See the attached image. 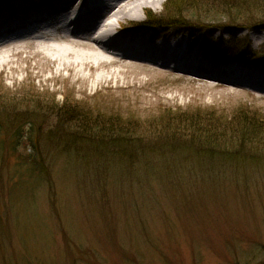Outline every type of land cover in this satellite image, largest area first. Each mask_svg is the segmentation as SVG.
I'll return each mask as SVG.
<instances>
[{
  "label": "rangeland",
  "instance_id": "obj_1",
  "mask_svg": "<svg viewBox=\"0 0 264 264\" xmlns=\"http://www.w3.org/2000/svg\"><path fill=\"white\" fill-rule=\"evenodd\" d=\"M36 1L0 0V8ZM168 1L121 24L145 23L150 11L170 16L175 9ZM196 1L177 4L215 9ZM57 6L47 12H58ZM212 20L195 28L207 30L198 45L235 34L264 54L263 25L235 32L225 20ZM162 28L157 41L180 35L169 24ZM205 55L214 69L221 63L215 53ZM0 57L10 61L0 65V93L15 98L18 108L17 114L0 112V264H264V141L240 143L234 133L242 108L264 118V93L132 61L85 67L81 78L59 71L31 41L1 47ZM99 73L111 79L97 84ZM10 102L0 98V107ZM63 105L88 106L91 120L101 113L141 124L167 112L196 114L210 120L218 149L165 144L142 136H150L146 126L127 131L132 139L101 140L97 132L80 138L76 121L59 114ZM191 134L180 135L201 141ZM24 137L35 142L34 157L20 144ZM249 152L259 153L251 158Z\"/></svg>",
  "mask_w": 264,
  "mask_h": 264
},
{
  "label": "bare ground",
  "instance_id": "obj_2",
  "mask_svg": "<svg viewBox=\"0 0 264 264\" xmlns=\"http://www.w3.org/2000/svg\"><path fill=\"white\" fill-rule=\"evenodd\" d=\"M165 0H38L29 5L17 4L4 17L19 14L21 20L0 29V48L22 46L27 41L43 49L60 69L83 75V68L98 69L124 61L138 62L150 70L180 72L201 80L236 87H249L264 93V68L219 66L188 54L177 41H153L144 34L131 35L130 42L121 40L125 32L121 22L136 17L151 6L161 7ZM57 4V11L49 9ZM37 12V13H34ZM12 35V36H11ZM53 40V42H50ZM64 41V43H61ZM0 57V65L7 64ZM83 65L82 68L79 66ZM99 73L96 83L110 80Z\"/></svg>",
  "mask_w": 264,
  "mask_h": 264
},
{
  "label": "trees",
  "instance_id": "obj_3",
  "mask_svg": "<svg viewBox=\"0 0 264 264\" xmlns=\"http://www.w3.org/2000/svg\"><path fill=\"white\" fill-rule=\"evenodd\" d=\"M169 1L168 6L175 9L174 13L169 14L170 16L165 17L157 16L150 11L146 17L147 21L151 25L163 26L165 24H169V26L174 27L178 31L188 32L189 34H191V36L194 37V39H196V37L200 33L196 32L195 28L199 27V25L204 26L208 21H213L212 19H215V21L218 20L219 22L225 20L228 26H233L236 29H239L241 27L250 28L253 25L255 26L259 24L264 26V0H206L208 2H211V4H213L217 11H214L215 9H211L210 7L209 9L205 8L206 6L201 7L202 10L201 8L197 10H190L187 7L189 3H193L194 5V0H182L184 1V3L188 4L184 8L178 6L179 4H177L181 2V0ZM201 1L202 0H197L196 2ZM214 12L216 13L214 14ZM248 14H250V16H248ZM186 17L189 18L186 19ZM202 31L207 30H204L203 27ZM210 49L227 58L247 59L248 61H253L255 63L264 61V54H262L261 51L255 53L252 52L249 43L237 38L235 35H233L230 40L220 38L218 40L211 41ZM244 50H249V53H243ZM258 54L260 55L258 56ZM0 98L12 100V102L7 103L5 106H3V108L0 107V112L7 111L9 113L13 112V114L18 113L16 103L13 102L15 98L9 97L8 95H6V93H0ZM88 108L89 107L85 105H83L82 107L76 105L75 107H71L70 109H68L65 105H63L62 108L59 109V114L61 116L68 117V120L70 122L76 121L75 123L77 124V128L80 131V135L78 133L76 135H78V137L80 138H86L85 136H83L84 134L97 132L104 135H99L97 137L101 140L106 137L108 138V140L110 139L109 141L116 140L117 138L125 139L127 137H131L132 139L133 136L127 135L129 133L127 131L137 127L146 126L144 127V133L149 134L150 136H142H152L154 139H159L163 142L165 141V144L184 143L186 145V148H191V146H193L196 149L204 151H214L218 149V145L216 144L219 142V136L216 134L214 137L212 136V134H210V120L205 121V119H201L200 117L195 116L196 114H193L192 116L176 114V116H174L167 112L163 116H161L159 120L141 124L136 120H125L120 117H100L102 116L100 115L101 113L96 114V120H91V110H89L90 108ZM37 111H41V109ZM237 114H239L238 117L234 119L237 120L238 124L234 127V133L237 135L240 143H246L249 140L253 142L256 139L257 141L260 140L261 142H263L264 130L262 129L264 128V121H259L261 119L256 118L257 116L260 118V114L258 112L250 113L249 110H246L245 108L239 110ZM209 116H211V114H209ZM14 117L17 116H13V118ZM100 118L102 120H100ZM261 118L264 119L263 117ZM121 120H125L126 122L122 123ZM181 131H188L190 133H193L194 135L196 134V136H199L201 138V141L203 142L199 141L198 139L192 140V137L190 139L188 137L183 138L182 135H180ZM111 133L113 135H111ZM133 134L137 136V133ZM193 134H191V136ZM161 138H165V140ZM75 139H77V137H75ZM207 141L209 143L205 144L204 142ZM19 142L20 144H22L23 142L27 146L28 157H34L33 149L36 147L35 142H33V140L29 137H24V139ZM98 142L94 143L96 147L98 144H100ZM190 142L194 145H190ZM17 143L18 141L15 142L14 149H16L19 145ZM259 146H261V144H259ZM262 147H264V145H262ZM250 148H252V146H250ZM17 153L19 158L23 159V155L19 152ZM258 153L259 152H249L248 156H250L251 158H256Z\"/></svg>",
  "mask_w": 264,
  "mask_h": 264
}]
</instances>
